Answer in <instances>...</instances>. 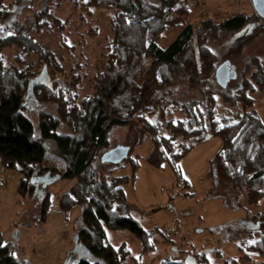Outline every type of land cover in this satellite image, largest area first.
<instances>
[{"label": "trees", "instance_id": "obj_1", "mask_svg": "<svg viewBox=\"0 0 264 264\" xmlns=\"http://www.w3.org/2000/svg\"><path fill=\"white\" fill-rule=\"evenodd\" d=\"M73 3L86 14L110 11L112 38L93 75L89 78L87 72L78 70L67 87L52 80L64 67L57 54L34 34L52 22L62 28L51 6L35 12L33 23L26 26L22 20H14L16 10L21 9L18 0L9 6L0 0V159L22 173L21 196L31 195L40 201L36 217L40 223L46 222L51 202L43 176L76 180L62 195L60 207L65 212L77 205L82 208L76 219L75 244L85 246L89 253L83 250V258L70 256L63 264H123L130 251L124 244L115 246L108 241L110 230H129L144 250L152 247L147 243L149 231L132 216L118 212L127 201L124 185L135 179L139 156L129 154L119 164L102 161L116 127L134 124L152 136L154 147L146 159L156 168L180 162L197 145L219 136L222 145L209 176L219 185L229 184L235 200L244 193L250 204L260 203L264 199V117L255 107L253 95L264 93V58L252 57L222 87L216 78L218 58L207 42L222 32L240 33L252 25L250 33L243 32L233 42L239 55L253 37L264 33V16L240 12L219 22L208 17L195 27L186 17L202 0ZM175 28L182 30L162 46L166 33ZM11 47L17 52L15 61L8 63L4 51ZM44 66L52 87L38 82ZM80 66L77 64L78 69ZM86 76L87 92L79 96ZM31 95L37 103L57 105L58 114L41 110L36 126L27 112ZM62 123L70 133L58 131ZM164 129L167 134L161 133ZM127 165H131V176L115 175ZM246 218L247 228L238 241L243 253L240 260L247 263L252 254H258L263 260L256 264H264V206ZM0 243L4 244L0 246V264H34L17 257L18 237ZM207 258V252H202L196 264ZM162 264L193 263L182 258Z\"/></svg>", "mask_w": 264, "mask_h": 264}, {"label": "rangeland", "instance_id": "obj_2", "mask_svg": "<svg viewBox=\"0 0 264 264\" xmlns=\"http://www.w3.org/2000/svg\"><path fill=\"white\" fill-rule=\"evenodd\" d=\"M2 1L5 6H9L17 0ZM18 4L21 9L16 10L14 20H22L26 26L33 23L35 12L48 5L53 16L63 24L62 28H58L52 22V25L34 33L57 54L64 67V71L56 73V80H52L68 87L78 70L87 72L89 78L93 75L96 64L102 59V54L107 52V45L112 38L110 11L98 9L86 14L74 6L73 0H18ZM240 12L257 13L255 0H202L201 5L186 17V22L196 27L208 17L219 22ZM263 20L261 18V22ZM181 30L175 28L168 31L161 45L167 46ZM251 30L252 25L243 32L250 33ZM243 32H222L217 39L208 40L207 45L217 55L219 65L230 60L234 69L241 72L252 57L264 58V33L253 37L239 55L235 53L233 42ZM195 46L198 48L196 39ZM16 52L15 47L5 49V60L14 62ZM33 59L37 61L36 56ZM77 64L81 65L80 69ZM87 76L80 84L79 96L87 92ZM52 80L43 76L38 82L43 85L52 83L53 86ZM196 91L198 94L199 91ZM256 95L264 98V93ZM258 105L263 111L264 106L258 103V108ZM27 107L36 126L41 110L58 114L57 105L37 103L32 95ZM58 131L71 132L63 123ZM161 133L167 134L165 129ZM221 145L222 139L212 136L197 145L180 162H166L156 168L146 159L154 147L150 134L134 124L116 127L111 131L109 149L128 146L130 156H139L136 177L124 185L127 201L118 212L139 221L149 231L147 243L152 245L148 251L144 250L143 243L129 230L108 231L111 244H124L130 251V256L123 264H162L167 259H187L190 256L196 259L202 252H207L208 258L206 261L200 260V264H256L263 260L258 254H252L250 262H242L240 257L243 253L238 248V241L247 228L246 221L249 219L246 217L261 210L264 199L258 204H250L243 193L235 200L229 184L219 185L214 177L209 176ZM132 173L131 165L115 171V175L119 176H131ZM52 177L49 174L47 180L42 182L48 187L45 191L51 194L50 220L40 223L36 218L40 212V201L31 195L21 196L19 186L23 179L22 173L5 166L0 159V240L7 243L18 237L17 257L34 264H63L70 256L76 259V219L82 208L77 205L65 212L60 207L62 195L70 190L76 180H53ZM229 223L234 225L224 229ZM217 227H221L220 230Z\"/></svg>", "mask_w": 264, "mask_h": 264}, {"label": "water", "instance_id": "obj_3", "mask_svg": "<svg viewBox=\"0 0 264 264\" xmlns=\"http://www.w3.org/2000/svg\"><path fill=\"white\" fill-rule=\"evenodd\" d=\"M255 4L258 9V12L264 16V0H255ZM43 76H46L48 78L46 66H44V69L40 77H43ZM236 76H237V71L231 65L230 60L224 61L222 64L218 66L216 70L217 82L222 87H226L230 79L231 78L234 79ZM49 86L52 87V84H49ZM129 153H130V148L128 146H117V147H114V148H111L105 151L102 154V161L106 163H111V164H119L129 157ZM48 176L49 174H47L45 178H47ZM58 178H60V175H55L52 177L53 180L58 179ZM81 250H86V252L89 253L88 249L85 246L76 245V251L77 253H79V257H80ZM186 262L187 263L191 262L193 264H196V259L193 256H190L186 259Z\"/></svg>", "mask_w": 264, "mask_h": 264}, {"label": "crops", "instance_id": "obj_4", "mask_svg": "<svg viewBox=\"0 0 264 264\" xmlns=\"http://www.w3.org/2000/svg\"><path fill=\"white\" fill-rule=\"evenodd\" d=\"M253 97L256 99V105H255V107L257 108V110L261 113V115L264 117V109H263V111H262V109H260V106H259V108L257 107V104L259 103V104H261L262 105V107L264 106V98L263 97H257V95L256 94H254L253 95ZM263 99V100H262ZM260 100H261V102H260ZM50 212L48 213V221L50 220Z\"/></svg>", "mask_w": 264, "mask_h": 264}, {"label": "flooded vegetation", "instance_id": "obj_5", "mask_svg": "<svg viewBox=\"0 0 264 264\" xmlns=\"http://www.w3.org/2000/svg\"><path fill=\"white\" fill-rule=\"evenodd\" d=\"M46 178H43V180H45ZM86 254L83 252V250L80 251V257H79V254L77 253L76 254V259H79V258H83Z\"/></svg>", "mask_w": 264, "mask_h": 264}, {"label": "snow or ice", "instance_id": "obj_6", "mask_svg": "<svg viewBox=\"0 0 264 264\" xmlns=\"http://www.w3.org/2000/svg\"><path fill=\"white\" fill-rule=\"evenodd\" d=\"M11 33H9V35H10ZM0 246H4V244L3 243H0Z\"/></svg>", "mask_w": 264, "mask_h": 264}]
</instances>
